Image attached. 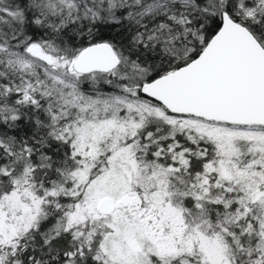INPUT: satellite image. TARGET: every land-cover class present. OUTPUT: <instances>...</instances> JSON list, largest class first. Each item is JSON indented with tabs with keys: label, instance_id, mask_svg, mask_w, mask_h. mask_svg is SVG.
I'll list each match as a JSON object with an SVG mask.
<instances>
[{
	"label": "snow or ice",
	"instance_id": "snow-or-ice-1",
	"mask_svg": "<svg viewBox=\"0 0 264 264\" xmlns=\"http://www.w3.org/2000/svg\"><path fill=\"white\" fill-rule=\"evenodd\" d=\"M0 264H264V0H0Z\"/></svg>",
	"mask_w": 264,
	"mask_h": 264
}]
</instances>
